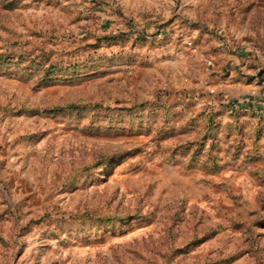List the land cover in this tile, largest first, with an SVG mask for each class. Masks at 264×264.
<instances>
[{
    "label": "rangeland",
    "instance_id": "1",
    "mask_svg": "<svg viewBox=\"0 0 264 264\" xmlns=\"http://www.w3.org/2000/svg\"><path fill=\"white\" fill-rule=\"evenodd\" d=\"M123 2L0 0V264H264V14Z\"/></svg>",
    "mask_w": 264,
    "mask_h": 264
},
{
    "label": "crops",
    "instance_id": "2",
    "mask_svg": "<svg viewBox=\"0 0 264 264\" xmlns=\"http://www.w3.org/2000/svg\"><path fill=\"white\" fill-rule=\"evenodd\" d=\"M110 1V0H107ZM124 0H122V3ZM134 2L133 8H135V11L146 10V4H140L141 0H129V2ZM216 11H222V14L215 15V20L212 23V27L216 26V29L219 30L218 33L221 35H227V36H234L235 38H241L243 35L247 33V26L249 25L250 18L252 16V13L255 12H262L264 14V0H223V5H219L216 8ZM224 32V34H222ZM205 35H208L206 33ZM212 36V35H211ZM213 42L216 43L218 51H216L213 55V59H221L223 55H227L229 57V60L227 63H231L232 68L230 69L229 76L236 77L235 80H231V82H236L240 80V78L236 75L238 74V70H242L244 67L243 65L237 68V64H240V61L237 60L235 55L230 54L229 51L226 50V48L230 49V44L226 42L225 39H222V37L214 35ZM229 44V45H228ZM225 45V46H224ZM224 46V47H223ZM231 50V49H230ZM215 61V60H214ZM219 65H221V60H218ZM218 65V66H219ZM248 68H252L251 65L248 66ZM258 73V69L254 67ZM219 72V70H217ZM243 71L239 75H243ZM219 74L216 73V77L218 78ZM211 82V81H210ZM226 85L230 81H226ZM225 82H220L218 86L223 87L225 86ZM214 85H210L209 87H213ZM215 87V86H214Z\"/></svg>",
    "mask_w": 264,
    "mask_h": 264
},
{
    "label": "trees",
    "instance_id": "3",
    "mask_svg": "<svg viewBox=\"0 0 264 264\" xmlns=\"http://www.w3.org/2000/svg\"><path fill=\"white\" fill-rule=\"evenodd\" d=\"M210 120H212V119H210ZM212 126H214V124H211Z\"/></svg>",
    "mask_w": 264,
    "mask_h": 264
}]
</instances>
